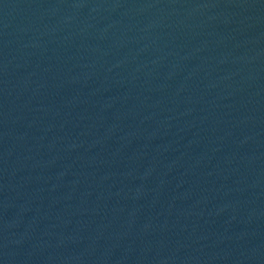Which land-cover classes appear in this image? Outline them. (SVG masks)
<instances>
[{
	"label": "water",
	"instance_id": "water-1",
	"mask_svg": "<svg viewBox=\"0 0 264 264\" xmlns=\"http://www.w3.org/2000/svg\"><path fill=\"white\" fill-rule=\"evenodd\" d=\"M0 264H264V0H0Z\"/></svg>",
	"mask_w": 264,
	"mask_h": 264
}]
</instances>
